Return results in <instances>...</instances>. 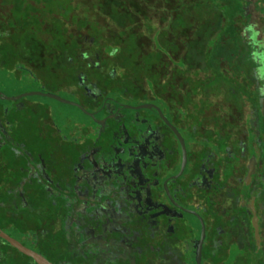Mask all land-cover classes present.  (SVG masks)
Listing matches in <instances>:
<instances>
[{
    "label": "flooded vegetation",
    "instance_id": "flooded-vegetation-1",
    "mask_svg": "<svg viewBox=\"0 0 264 264\" xmlns=\"http://www.w3.org/2000/svg\"><path fill=\"white\" fill-rule=\"evenodd\" d=\"M122 3L152 36H38L63 8L0 0V264H264L253 0L249 75L177 0Z\"/></svg>",
    "mask_w": 264,
    "mask_h": 264
},
{
    "label": "trees",
    "instance_id": "trees-1",
    "mask_svg": "<svg viewBox=\"0 0 264 264\" xmlns=\"http://www.w3.org/2000/svg\"><path fill=\"white\" fill-rule=\"evenodd\" d=\"M24 2L26 0H17ZM46 4L49 15L53 17L54 11L64 9L63 16L69 17L72 11L73 0H64L58 3L59 0H36ZM250 0H179L180 12L176 17V25H178L187 18L188 15L194 16L199 22L198 28L201 35L200 44L209 50V64H220L221 58L224 57L231 65H240L241 75H249L251 72L250 63L246 62L248 58L249 47L245 45L244 36L249 35V26L247 22L246 5ZM178 2V0H177ZM22 7V6H21ZM60 7V9H59ZM36 9V7H33ZM41 10H44L41 8ZM177 11V7H176ZM57 18V17H56ZM88 20L78 19L76 24L79 28L87 26ZM35 27H41L42 24H34ZM57 28V35L62 36L63 33L68 32L67 28L64 30L60 25H55ZM63 32V33H62ZM124 36H135V34L124 33ZM203 46H197L196 42L192 49L196 50ZM202 57V55H201ZM236 59V60H235ZM238 59V60H237ZM245 80V78H242ZM248 91V88L241 86L242 95ZM258 112L262 105L260 101V93L257 92Z\"/></svg>",
    "mask_w": 264,
    "mask_h": 264
},
{
    "label": "rangeland",
    "instance_id": "rangeland-1",
    "mask_svg": "<svg viewBox=\"0 0 264 264\" xmlns=\"http://www.w3.org/2000/svg\"><path fill=\"white\" fill-rule=\"evenodd\" d=\"M64 0H59L62 3ZM123 0H73L72 11L69 17L66 18L63 27L67 28L66 36H72L74 33L78 36H112L120 38L124 33L135 34V36H143L147 34L152 36V25L145 23L141 24V20L136 15L126 17L123 9ZM181 9L180 2H177V12ZM252 14V35L257 38V46L261 60H263V68L259 73L262 79L264 93V0H253ZM88 20L87 26L79 28L76 24L78 19ZM199 22L197 19L188 15L182 21L177 29L176 36H201L198 28ZM35 30V29H34ZM38 36H57L56 26L52 23L42 25L38 30H35ZM72 108V107H71ZM68 107L67 111H71Z\"/></svg>",
    "mask_w": 264,
    "mask_h": 264
}]
</instances>
